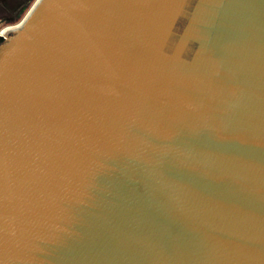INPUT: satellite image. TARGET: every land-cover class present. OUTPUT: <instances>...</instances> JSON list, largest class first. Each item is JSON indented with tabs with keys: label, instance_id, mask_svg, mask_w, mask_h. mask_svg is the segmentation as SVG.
I'll list each match as a JSON object with an SVG mask.
<instances>
[{
	"label": "water",
	"instance_id": "water-1",
	"mask_svg": "<svg viewBox=\"0 0 264 264\" xmlns=\"http://www.w3.org/2000/svg\"><path fill=\"white\" fill-rule=\"evenodd\" d=\"M0 37V264H264V0H34Z\"/></svg>",
	"mask_w": 264,
	"mask_h": 264
},
{
	"label": "rangeland",
	"instance_id": "rangeland-1",
	"mask_svg": "<svg viewBox=\"0 0 264 264\" xmlns=\"http://www.w3.org/2000/svg\"><path fill=\"white\" fill-rule=\"evenodd\" d=\"M34 0H0V29L19 23Z\"/></svg>",
	"mask_w": 264,
	"mask_h": 264
},
{
	"label": "bare ground",
	"instance_id": "bare-ground-1",
	"mask_svg": "<svg viewBox=\"0 0 264 264\" xmlns=\"http://www.w3.org/2000/svg\"><path fill=\"white\" fill-rule=\"evenodd\" d=\"M18 26V23L11 26H5L0 29V33H5L6 31L14 30Z\"/></svg>",
	"mask_w": 264,
	"mask_h": 264
},
{
	"label": "snow or ice",
	"instance_id": "snow-or-ice-1",
	"mask_svg": "<svg viewBox=\"0 0 264 264\" xmlns=\"http://www.w3.org/2000/svg\"><path fill=\"white\" fill-rule=\"evenodd\" d=\"M36 3H39V0H36ZM33 7H35V4L33 5ZM0 34H2V33H0Z\"/></svg>",
	"mask_w": 264,
	"mask_h": 264
},
{
	"label": "trees",
	"instance_id": "trees-1",
	"mask_svg": "<svg viewBox=\"0 0 264 264\" xmlns=\"http://www.w3.org/2000/svg\"><path fill=\"white\" fill-rule=\"evenodd\" d=\"M2 40V38L0 37V41Z\"/></svg>",
	"mask_w": 264,
	"mask_h": 264
}]
</instances>
